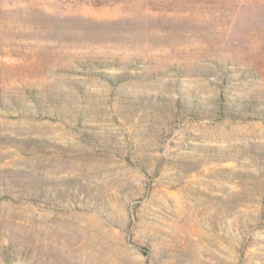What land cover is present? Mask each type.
<instances>
[{
    "label": "rangeland",
    "instance_id": "rangeland-1",
    "mask_svg": "<svg viewBox=\"0 0 264 264\" xmlns=\"http://www.w3.org/2000/svg\"><path fill=\"white\" fill-rule=\"evenodd\" d=\"M0 264H264V0H0Z\"/></svg>",
    "mask_w": 264,
    "mask_h": 264
}]
</instances>
